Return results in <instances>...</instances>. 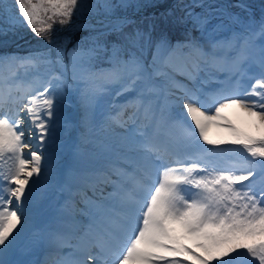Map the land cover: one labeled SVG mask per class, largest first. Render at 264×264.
I'll list each match as a JSON object with an SVG mask.
<instances>
[{
    "label": "rangeland",
    "instance_id": "obj_1",
    "mask_svg": "<svg viewBox=\"0 0 264 264\" xmlns=\"http://www.w3.org/2000/svg\"><path fill=\"white\" fill-rule=\"evenodd\" d=\"M133 1L85 0V4L77 6L76 13L81 14L74 20H79L77 24L69 23L55 31L42 30L39 26L34 28L32 25L38 19L35 12L0 0V250L2 239L10 240L8 248L13 253L24 251L27 243L33 244L30 247H34L35 252L40 250V232H45L48 237L59 236L56 206L72 212L69 205L61 204L64 195L57 191L52 209L46 207L30 221L16 218L21 208L15 200L17 183L31 148L26 146L16 129L14 122L18 115L11 118L5 114L8 107L21 110L28 98H32L40 100L43 116L51 110L59 112L60 105L79 113L77 123L69 119L71 111L58 115L60 120L63 119V125L76 133L71 139L54 140L56 148L51 151H57L63 144L70 149L69 156L77 154L85 166L104 169L113 178L116 170L126 174L124 186L137 181L138 192L143 193L149 188V200L141 203L146 212L144 218L149 215L150 200L158 196L159 204L156 205L163 233L154 244L156 254L150 261L152 264H264V0H173L171 5L176 4L175 10L170 13L169 8L159 12L167 10L166 18L156 16L158 8L140 13L125 11L145 3L150 9L153 4L162 5L167 0ZM169 20L173 21L170 23ZM175 21L184 30L180 37H172L166 30L167 25ZM25 26L33 27L36 32L31 37H28L29 33L15 34V30ZM79 32L82 35L71 44ZM112 32L114 34L109 38L97 39ZM232 64L234 69L223 68ZM228 75L230 82L236 83L235 93L227 94ZM14 80L15 85L11 86ZM22 85L26 92L10 101L9 97L22 93ZM125 93H134L136 97L130 104L125 101V112L117 118L113 101ZM191 99L199 102L200 109L211 120L196 132L182 121L185 115L175 106L174 115H181L178 121L187 126L183 132L188 131V138L182 144L193 139L207 147L200 153L191 150L188 159L175 161L171 153L173 137L165 129L168 111L170 113V106L176 101L188 103ZM229 103L239 104L249 111V123H242L241 118L227 112L225 106ZM52 120L48 117V121ZM131 121L142 126L157 125L153 140L156 144H153L163 140L165 149L163 153L158 152L160 156L139 131L133 135L121 134L123 126ZM220 124L225 128L226 136L217 131ZM3 125L10 129L8 139L1 130ZM183 132L177 133V144L182 141ZM206 151H214L217 155H206ZM147 154H151L157 167L163 169L154 174L153 183L144 177L142 180L133 178L125 171L128 159L133 158L132 162L144 166ZM51 155L48 154L43 163L49 168L55 164ZM180 160L185 167L176 166ZM61 165L57 167L66 174ZM149 166L152 167L146 164ZM74 169L69 170L89 172L88 169ZM139 169L137 174L142 175L145 170ZM171 169L179 172L173 175ZM108 183L107 179L105 184L94 187L88 183L76 212L82 218L107 222L106 228L110 229L113 220L117 222L119 218L114 216L108 220L104 205L129 203L136 207L140 194L125 192L121 184L116 190H105ZM204 188L212 199L209 204L199 206L193 217L187 218L186 213L190 214L195 206L194 190L198 192ZM33 189H28L30 197L38 193ZM110 194L113 197H109ZM184 217L187 222L182 219ZM145 223L137 226L135 231H143ZM134 240V237L130 242L126 240L118 254L121 264L130 257L127 252L135 245ZM76 242L70 244L72 253L74 256L79 254L76 258L83 257L84 261L87 257L89 260L91 252H101L100 247L104 244L97 242L99 249L90 252L81 249ZM236 248L241 249L242 254ZM26 249L28 252L23 259H18L21 255H17L10 264H33L37 254L34 252L35 255L27 258L32 251ZM56 252L65 254L60 248H51L49 257L54 258ZM71 256L65 257L71 259ZM109 261L107 255L101 264H109ZM68 262L70 264V260Z\"/></svg>",
    "mask_w": 264,
    "mask_h": 264
},
{
    "label": "bare ground",
    "instance_id": "obj_2",
    "mask_svg": "<svg viewBox=\"0 0 264 264\" xmlns=\"http://www.w3.org/2000/svg\"><path fill=\"white\" fill-rule=\"evenodd\" d=\"M233 65L234 64H232L230 67L227 66V68L226 67H223V68L226 70L231 69V68L234 69ZM227 81L228 82L231 81L229 75L227 76ZM15 82L16 81L14 80L11 83V86H14ZM255 84H257V83H255ZM35 88L36 87H34V89ZM20 89L22 90V93H20V95L17 94L16 96L9 97L10 101L11 100L13 101L16 98H19L20 96H22L24 94V92H26L24 85H22ZM34 89H33V91H34ZM235 89H236V83H234L233 81L230 82V84L227 86V90H228L227 94L235 93L236 92ZM1 93L3 94V92H1ZM221 94L223 95L224 93H221ZM219 95H220V93H219ZM135 97L136 96L134 93L133 94L125 93V94L121 95L120 98L114 99L113 109H115V111L118 114V115H116L117 118L120 117V113H123V111L125 112V106H123L125 101H127L128 104H130L133 101V99H135ZM1 98L2 97L0 95V99ZM144 100L146 101L145 98H144ZM162 101L163 100H161V102ZM24 105L25 106L21 110H19V108L17 109V108H11V107H8L9 109L7 110V107H6L7 111L5 114V115L8 114L7 115L8 117L10 115L11 118L15 114L18 115V120H16L14 122V123H16L15 124L16 129L18 131H20V133H21V134H19L20 138L23 141H25L26 146L31 148L30 150H28V154H27L28 158H26L24 160L25 165H26L25 170L23 171V173L20 177V180L17 183L18 187L16 188L15 200L18 204H21L20 205L21 208L18 209V213H17L16 218L20 219V220L30 221L31 219L34 218L33 217L34 214L42 213L46 207L48 209H52L54 207V204H55V197L54 196H56L57 191L62 192L61 194L64 195V197L63 198L61 197L62 199H60V200H62L61 204L69 205V208L72 210V212H69L67 209H60L61 206L60 207L56 206L55 210L57 211V214L59 216V221L57 224V227H59L58 228L59 232H57L59 236L48 237V234H46L45 232H40L39 237L41 239H39V241H38V242H40L39 243L40 250L35 252L34 247H30L33 244L27 243L26 246L32 251L31 254L28 253L27 258H30L31 256L35 255V253H36L37 256L34 258L33 264H69V262H68L69 260H70V264H101L102 258L107 257V255H108V256H110V261L108 262L109 264H121L118 261L119 256L117 255L116 252L118 250L120 252V250L123 248L126 240H129V242H130V240L133 239V237H134L135 240H134L133 244H135V245L132 244L133 246L130 248V251L127 252V254L130 252V254H129L130 257L129 256H128V258L126 257L127 258L126 262L122 263V264H152L150 261H151L152 257L156 254L154 244L159 242V240L162 236V233H163V230H162L163 226L161 224L162 222H160L159 215H158V213L160 211L158 210L157 205H156V203L158 202V196H156V197H154V199L150 200V201H152V203H151V206L148 210L149 215H147L144 218V215L146 212H144V209L142 208L141 203H143L145 199L149 200V198H150V194L148 191L149 188L146 189V191H144L143 193L138 192V187L136 186L137 181L134 182L133 184L130 183L129 186H124V182H125L124 178L126 177V174H120V173H118V170H116V173H113L114 175H116V177L113 178V176L110 177V175H108L107 171H103L104 169L98 170L97 167L85 166V165H83L84 160H82L81 158H80L81 160L78 159L79 156L77 154L73 155L72 157L69 156V153H70L69 150L70 149L68 150L67 147L63 144H62V146L60 145L61 147L57 151H51L52 148L53 149L56 148L55 144H54L55 142H53L54 140L62 141L64 139H68V138L71 139L72 137L75 136L76 131L74 129L69 130L67 127H65V125H63V121H62L63 119L60 120V117L58 116L60 113L67 114L69 111H71L70 110L71 108L67 110L62 105H60V108H58V110H60L59 112H57V110L56 111L51 110V111H49V114L47 113V115L45 114L46 116H43L42 115L43 112L40 111L41 110V107H40L41 104H40L39 99L38 100H35V99L32 100V98H28V100L24 103ZM173 105L170 106V113L168 111V115H167L168 121L165 124V126H166L165 129H168L170 131L171 137H173L172 138L173 147L171 148V151H172L171 153H172L173 157L178 158L175 161L182 159V158H183V160H186V159H188V154L191 150L196 149L194 151L195 152L197 151L200 153L201 151L204 152L203 148L206 149L207 146H205V147L202 146L203 144L199 142L200 140L198 142H193V141H196L193 139H191L190 142H187L188 144H186V143L182 144L184 139L188 138L186 136L188 131L185 130V132H183V129L187 126L185 125V123H182V121L185 120L187 122V124H190L189 127H192L197 132V130H199V131L202 130V125L204 126L206 124H210L211 119L208 120V116L206 115V113L202 112L203 110L200 109L201 107L199 105V102H197V101L194 102L193 99H191V101L188 103L184 102L183 100L176 101L175 104H173ZM175 106L178 107L179 109H181V112L185 115L182 121H178L180 116L174 115ZM147 107H148V103H147ZM171 107H173V108H171ZM241 108H242V106H239V104H233V103H229L228 105L225 106V109L227 110V112H230V114L233 113L232 116L241 118V120L244 121L242 123H246V122L249 123L248 121H249V117L251 114L247 113L249 111L246 112L245 110H243V108L242 109ZM241 110H243V112H240ZM40 112H42V113H40ZM47 116L49 118L52 117L53 120L48 121ZM225 116L228 117L227 114ZM145 117H146V114H145ZM174 118L176 120H174ZM54 119H55V121H54ZM204 120H208V121H204ZM216 121H217V119H216ZM156 126L157 125H154L153 123H151L149 126H142V125H139V123L135 124L134 122L131 121L130 124L123 126L124 129L122 130L121 134L122 135H125V134L126 135H133L139 131L146 138V140H144V141H147V143L150 144L151 148H156V150H154V152L157 154V156H160L158 154V152L163 153V149H164L163 145L164 144H163V140L161 141V139H160V140H158L157 145H154V144H156L153 141L156 139V128H157ZM109 127H110V125H108V128ZM212 129H214V128H212ZM1 130L5 131L4 134H6V139H8L10 136V129L7 128L6 125H3ZM180 131L184 133V137H183L182 141H180V143L177 144V142L179 140L177 133ZM217 131L222 132L224 134L225 128L222 127L220 124V125H218ZM165 134L163 137L166 138ZM202 134L204 135V133H202ZM202 134H201V136H202ZM225 134H227V133H225ZM225 134H224V136H226ZM10 140H11V138L8 140V143L10 142ZM174 143H176V144H174ZM209 143H210V141H209ZM210 148H209V150H210ZM138 149H140V148H138ZM136 151H138V150H136ZM51 153H52L51 161L53 159V163H55V164L53 165L52 168H49V167L44 166L43 163H44V159L48 156V154H51ZM210 153H211V155L216 154L214 151H210V152L206 151L205 152L206 155H209ZM138 157H136V159ZM131 159H133V158H131ZM131 159H128L129 160L127 163L128 169H126L125 171L126 172L128 171V173H131L133 178L136 177V179H138V180H140V179L142 180V178L144 177L145 180H147V181L149 180L151 183H153L152 182L153 180H151V179H152V177H154V174L157 171L163 170L159 165L157 167V164L153 161L154 158L152 159L151 154H149V155L147 154L146 161H143V162H146V164H151L152 167H150V166L146 167V164L144 166H142L140 162L134 163V162H132L133 160H131ZM138 159H140V158H138ZM46 161H47V159H46ZM49 161H50V159H49ZM61 163H62L61 166L65 168L64 172L66 174H63L62 171L60 170V168L57 167V165L61 164ZM159 163H161V161H159ZM167 164H168V160H166V162H165L166 166H167ZM179 165H181L183 167L186 166L184 163L181 162V160L178 162V165L176 164V166H179ZM111 166H112V164H111ZM73 167L75 169L82 168L81 171L84 169H88L89 172L84 171V172H82L83 174L77 173L75 171L72 172L69 169L73 168ZM139 168H142L143 170H145V171H143L142 175L137 174L138 173L137 171ZM158 168H161V169H158ZM155 169H158V170H155ZM177 169H179V168H177ZM182 169H184V168H182ZM171 170L173 172V175H176L179 172L178 170H174V171H173V169H171ZM190 172H192V171H190ZM124 175H125V177H124ZM182 177H185V176H182ZM187 177H189V176H187ZM171 178L174 179L172 175H171ZM55 179H57L55 181L56 185H53V181ZM85 179H86V182H85ZM106 179L108 180L109 183H108V187H106L105 190H108V191H109V189L110 190H116L118 187V184H121V186L124 188L125 192H128L129 194L130 193L133 194L134 192L137 195H138V193L140 194V198L138 199L139 202L135 204L136 207H133L129 203L122 206L121 204H118V203L115 204V203L109 202L112 207L108 206V205L107 206L104 205L103 209L109 215L108 220H112L114 216H118V218H119V220L117 222H115L113 220L114 225L110 229L106 228L107 222L103 223V222L99 221L98 219L91 218V217L82 218L76 212V208L78 206L77 205L78 201L80 200V196L84 195L83 193L85 192L86 187H88L87 184L89 183L94 187L96 184H99V183L105 184ZM174 184H176L178 186L176 181ZM180 186H179V188H180ZM32 188H34L33 190L34 191L36 190V192H38V193H34L32 195V197H30L28 194V189L32 190ZM71 192H73V193H71ZM193 194H194V198H192V199H196V200H194L195 206L193 207L192 212H190V214H189V212H188V214L186 213V215H188L187 218L193 217L195 211L199 210L198 209L199 206H202L205 203L209 204L210 200L212 199L211 198L212 195L205 188L199 190L198 192L196 190H194ZM101 196H102V194H101ZM109 197H113V196H111V194H110ZM30 199L31 200L35 199V200L33 202H30L29 201ZM158 204H159V202H158ZM112 208H114V210H112ZM143 218H144V220H143ZM187 218L185 219V217H184L182 219H185V221L187 222ZM143 221L147 222V223H145L143 231H140V233H139V230L135 231L137 226L139 228L142 224L144 225ZM188 222L190 223V221H188ZM121 225H123V228H124V229L122 228L123 230L119 228V227H121ZM182 226H183V224H182ZM183 228L185 230L186 227H183ZM103 230L106 233H104ZM112 230H113V232H111ZM46 231H47V229H46ZM57 233L54 232V234H57ZM102 236L104 238H102ZM2 240H3V241H1L2 248L0 250V264H10V262H13L15 260L17 255L18 256L21 255L20 258H18V259H23L24 256L26 255V252H28L26 249L27 247L25 246L24 251L20 252L19 254L13 253L12 252L13 250H10L8 248V245H10L9 244L10 240H8V239H2ZM76 240L79 243V246L82 247L81 249L89 250L90 252H91V250L94 251V250L99 249L97 242H101L104 244H103V246L100 247L101 252H96L94 254L91 252V254L89 255V260H87L86 262L81 257L76 258V256H74V255L73 256L76 259L71 260L73 258V256L70 257L71 259L66 258L67 256L69 257L71 254V253H68L66 255V251L68 248H73V246L70 244L75 243ZM45 244H46V247H45ZM106 244L109 246L113 245L114 248L108 247V246L105 247ZM51 248L52 249L57 248V250L60 248L63 251V253H65V254L60 255L59 253L56 252V256L54 258H50L49 257V250H51ZM105 248H106V250H105ZM112 249H113V251H112ZM52 260H54V261H52ZM76 260H78V261H76Z\"/></svg>",
    "mask_w": 264,
    "mask_h": 264
},
{
    "label": "trees",
    "instance_id": "obj_3",
    "mask_svg": "<svg viewBox=\"0 0 264 264\" xmlns=\"http://www.w3.org/2000/svg\"><path fill=\"white\" fill-rule=\"evenodd\" d=\"M6 4L10 3V4H15L17 7H25L26 9H28L29 11H33L36 13V15L38 16V19L35 21V23L32 25L34 28L35 27H42V30H45V28H50L53 30H61L64 27H66L69 23L71 24L74 20H76L78 18V16H80L81 14L76 13L77 10V6L78 4L81 3V6L84 3L85 0H5ZM77 1V2H76ZM132 2H134L133 0H130ZM172 0H167L164 3H162V5L160 4H153V6L150 7V9H147L148 5L145 4H141L140 6H136V8H131L125 12H130V13H140V12H149L151 9H160L155 11V14L157 17L162 18L165 16L168 17L169 13H166L167 11H164L162 13L161 12L162 9H167V7L169 6V4L171 3ZM62 2L65 4H62ZM130 2V3H132ZM161 7V8H159ZM176 9V4L171 5L170 13ZM76 13V14H75ZM168 20V19H167ZM173 21V20H172ZM172 21L169 20V22L171 23ZM181 26V25H180ZM33 27H28L25 26V28H20L15 30V34L18 33H29L28 37H31V35H33L36 31H33ZM166 30L169 31V33L172 35V37H180V35L182 34V32L184 30H182L179 27V24L177 23V21L173 22L172 24H168ZM114 34L109 33V35H100L97 39L99 38H109L110 35ZM78 36L73 38V41L71 42V44L73 42H76V40L78 39L79 36H81V32H79L77 34ZM114 39V38H113ZM36 40H40V39H36ZM35 40V41H36ZM33 41V42H35ZM19 42V41H17ZM20 43V42H19ZM262 246H264L262 244ZM236 250H238L239 253L242 254V250L239 248H236Z\"/></svg>",
    "mask_w": 264,
    "mask_h": 264
},
{
    "label": "water",
    "instance_id": "obj_4",
    "mask_svg": "<svg viewBox=\"0 0 264 264\" xmlns=\"http://www.w3.org/2000/svg\"><path fill=\"white\" fill-rule=\"evenodd\" d=\"M171 4H172V2H171ZM171 4L168 6V8H170V6H171ZM79 20H77V21H74L71 25H75V24H77V22H78ZM78 116H79V113H78V111L76 110H73V111H71V113L69 114V119L70 120H73L74 122H78L79 120H78Z\"/></svg>",
    "mask_w": 264,
    "mask_h": 264
}]
</instances>
